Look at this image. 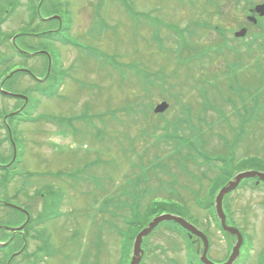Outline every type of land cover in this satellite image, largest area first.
Listing matches in <instances>:
<instances>
[{"label":"rangeland","instance_id":"obj_1","mask_svg":"<svg viewBox=\"0 0 264 264\" xmlns=\"http://www.w3.org/2000/svg\"><path fill=\"white\" fill-rule=\"evenodd\" d=\"M246 1L248 0H46L40 17L45 20L55 14L68 21L69 15L72 16L71 34L84 43L81 42L83 47L80 50L57 45L54 47L49 40H37L35 43L37 49L54 55L58 51L63 67L71 72L67 73L60 96L41 101L31 89L28 91V87L33 86L30 79H13L14 89L29 93L32 96L31 101H39L40 107L33 123L10 120L22 162L16 167V172L0 170V197L3 202L33 212L35 222L32 231L36 239L31 237V251L37 252L38 248L42 247L41 250L45 249L46 255L55 257L58 250L77 251L79 246H84L88 254L92 250L99 251L98 264H127L130 238L147 220L149 221L145 211L139 215L125 217V224L120 227L113 220L104 222L98 208L102 205L103 196L108 195L105 190H115L112 197L122 199L120 189L123 182L133 180L136 176L143 177L139 176V173H149L148 185L146 182L142 184L143 189L146 186L147 190L149 189L143 205L144 207L148 202L146 211L151 207V198L157 197L153 202L168 204L162 207H169L167 213L185 218L211 236L210 256L213 262L221 264L227 261L228 243L218 230L217 222L209 215L207 207L203 209L197 206L215 202V197L225 185V181L215 178L218 172H210L207 167H201L194 162H188L191 177L186 176L187 172L181 173L175 161L169 157L176 154L175 144H159L158 129L155 127H166L165 134L176 133L192 140L194 134L188 127V122H195V138L198 141L200 138H206L203 143L207 148L205 151L214 153L219 150L228 153L231 147H236L235 159H239L234 161V172L239 169L238 165L241 163L245 169H253L256 168L253 163L264 161V87L261 84V81L264 83V50L259 49L257 44L248 49L253 42L252 37L257 35L254 28L244 42L236 43L233 35L241 26L248 25L244 15L250 5ZM20 2L22 6L15 16L1 26L3 35L12 36L25 28V0ZM67 8L71 14L66 11ZM100 8L102 11H98ZM215 25H219L220 29L224 28L221 29L224 30V40L233 50H225L218 56L201 57L200 52L215 49L222 40L214 29ZM36 27L39 28L38 31H43L54 29L56 24L40 21ZM178 27L180 32L176 34ZM181 38L189 43L188 47L178 42ZM5 40L4 45L0 47V53L6 58L11 57L15 63L14 67L23 65L22 61L13 58L9 42L6 38ZM28 42L32 44L31 41ZM28 42L26 41L27 44ZM192 56L197 59L192 58V61H189ZM35 60L30 61L29 66L36 72V77H43L44 58L36 56ZM236 61H241L242 64L239 65ZM120 63L130 64V67H123ZM233 72L239 73V83L237 75L232 76ZM138 73L144 77L166 78L167 82L163 86L160 82H155L142 89L137 86L135 79H131ZM196 75L198 77H195ZM211 80L218 85L220 93L214 89V83L208 82ZM203 84L206 85V91L210 93L214 106L222 112L219 113L220 118H226L227 122L211 111L213 109L203 113V103L209 105L210 101L208 94L204 96L205 91H200ZM238 87L250 88L253 92L256 88V95L261 100V116L259 115L258 119L255 117L250 123L252 125L243 126L246 123L241 121L243 117L252 118V113H248L251 106L246 99H239L236 107L223 102L229 97V93ZM137 92L140 93L139 97ZM2 98L0 97V158L4 159V165H9L13 150L2 126L1 113L13 114L16 111L14 104H19L20 101L14 99V102H10L11 99ZM164 100L170 103V109L162 114L165 119L158 118L155 121L151 110ZM243 103H246L244 107ZM85 104L95 110L93 113L105 112L107 109L118 112V122L115 123V112L98 117L91 116ZM21 106L22 104L17 110ZM237 112L244 114L241 119ZM47 116L67 118L63 130L65 134L59 131L61 128L50 118L46 121L41 119ZM175 121L181 124L179 128H172L170 125H174ZM87 125L90 127L87 133L79 130L81 126L85 128ZM228 125L236 130L234 135L245 130V141L238 144L239 140L236 138L240 135L233 136V131L228 130ZM210 138L213 143L209 142ZM97 147L100 148L99 152L98 149L95 150ZM94 150L98 152L99 157L95 160L96 172L89 173L94 176L91 183H85V188L79 189L78 192L64 186V190L67 188L69 191V196L65 197L61 212L66 213V216L45 224L39 222L37 218L43 215L44 200L39 197L40 194L35 195V191H45V187L48 188L52 181L51 175L80 169L77 164H86L88 160H92ZM147 150V154L144 153ZM185 151L186 154L187 150ZM175 160L181 167L187 163L183 157H177ZM169 162L171 169L166 167ZM88 171L85 168L86 175ZM202 172H206L209 179L203 180ZM192 176L200 180L198 186ZM11 177V182L5 185V181ZM211 179L213 180L209 183ZM103 180L104 188L98 189ZM54 182L62 183L59 188L63 185V182L55 177ZM172 184H175V187H172ZM214 187L216 195L213 199L210 193ZM191 188L201 193L200 199H194ZM93 190L97 192L95 197ZM132 190L131 186H127L128 192ZM81 192H91V195H83ZM101 192L104 194L99 196L97 205L95 199ZM68 200L70 206H67ZM226 203L233 220L238 222L241 228H245L246 234L252 238L253 246L249 243L250 240L246 239L238 264H242L246 257L248 259L244 264H259V259L264 257V191L239 190L232 193ZM153 217L155 216L151 218ZM23 221L21 214L0 206V240L7 241L11 236L9 229ZM72 222H78L79 227L74 230L75 224ZM229 224L235 225L230 221ZM160 228L145 239V248L150 251H146L147 260L144 264H166L163 257L160 261V253L156 248V245L160 244L168 253L170 250L177 251L175 257H170L185 264L184 257L182 258L183 243L174 235L175 228ZM38 236H43V239L39 240ZM75 238L78 240L75 241ZM80 241L82 245L77 244ZM10 250L12 247L7 249ZM82 251L83 247L80 249L81 253ZM41 257L42 264H49L46 263L44 255ZM62 260L59 256L52 259V262L62 264ZM14 264L25 263L17 259ZM261 264H264V260Z\"/></svg>","mask_w":264,"mask_h":264},{"label":"water","instance_id":"obj_2","mask_svg":"<svg viewBox=\"0 0 264 264\" xmlns=\"http://www.w3.org/2000/svg\"><path fill=\"white\" fill-rule=\"evenodd\" d=\"M257 12L264 16V5L257 7ZM246 34V30H242L240 33L236 34V37H242ZM167 109V104H162L159 105L157 107V109L155 110L157 113L160 112H164ZM259 176L262 179H264V175L262 173L259 172H254V171H248L245 173H240L239 175H237L235 177V179L231 182H229V184L224 187L217 199H216V210L217 213L221 219V227L224 230V232L233 235V236H237V244L234 247L232 256L230 257L229 261L226 264H233V262L236 260V258L238 257L239 253H240V248L242 246L243 243V238L241 236V234L239 233V231L235 228L229 227L226 223V216L224 214L223 211V200L224 197L230 193L232 190H235L239 184L244 180V179H248L251 177H256ZM174 221L176 223H178L180 226H182L184 229L188 230L191 233H194L195 235H198L200 237L203 238L205 245H206V238L203 237L197 230L195 227H193L192 225H190L189 223H187L184 219L176 217V216H172V215H165L163 217L157 218L155 219L150 225L149 228L145 229L136 239V243H135V249H134V258L132 261V264H139L140 260H141V253H142V249H141V243H142V239L144 236H147L160 222L162 221ZM202 261L205 264H212L211 262H209L206 258V255L204 254V257L202 258Z\"/></svg>","mask_w":264,"mask_h":264},{"label":"trees","instance_id":"obj_3","mask_svg":"<svg viewBox=\"0 0 264 264\" xmlns=\"http://www.w3.org/2000/svg\"><path fill=\"white\" fill-rule=\"evenodd\" d=\"M261 27H262V29H263V32H264V23H261ZM262 40H263V42L260 44V49H264V33H263V35H262ZM45 94H47V93H45ZM221 136V135H220ZM257 141V140H256ZM182 146H180V151H182L183 149H187V150H189V151H194L195 153H197V152H199L202 148H204V146H203V144L202 143H200V142H190V143H188L187 145H186V143L185 142H182V144H181ZM231 151H234V152H236V148L235 147H231ZM206 160V159H205ZM207 162V161H206ZM222 165H221V171L223 172V173H229L228 175H224L225 177H229L230 176V173H232V170H231V168H233V162L231 161V162H229V161H225V160H223L222 161ZM253 165L256 167L255 169H260V170H263L264 171V161H260V162H257V163H253ZM242 166H240L239 165V167L238 168H240L241 170H244L245 169V167L243 166L242 168H241ZM240 171V170H239ZM167 208L168 207H166V210H167ZM161 210V209H160ZM160 210H157V211H160ZM164 210V209H163ZM165 211V210H164Z\"/></svg>","mask_w":264,"mask_h":264},{"label":"flooded vegetation","instance_id":"obj_4","mask_svg":"<svg viewBox=\"0 0 264 264\" xmlns=\"http://www.w3.org/2000/svg\"><path fill=\"white\" fill-rule=\"evenodd\" d=\"M257 181L258 180H255L254 183L256 184ZM190 241H191V245L195 248V251L197 252V250L200 249L201 252L202 243L196 237H191Z\"/></svg>","mask_w":264,"mask_h":264}]
</instances>
